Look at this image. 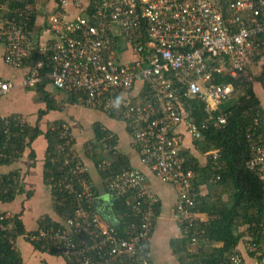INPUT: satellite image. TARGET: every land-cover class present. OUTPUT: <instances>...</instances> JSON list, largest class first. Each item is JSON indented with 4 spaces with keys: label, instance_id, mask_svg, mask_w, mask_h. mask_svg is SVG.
Wrapping results in <instances>:
<instances>
[{
    "label": "built area",
    "instance_id": "1",
    "mask_svg": "<svg viewBox=\"0 0 264 264\" xmlns=\"http://www.w3.org/2000/svg\"><path fill=\"white\" fill-rule=\"evenodd\" d=\"M82 1L60 0L59 9L47 14L50 38L43 44H37L20 22L21 12L9 10L8 2L0 1L3 62L12 69L25 68L19 86L31 88L42 80L43 60L28 62L35 53H46L51 64L47 77L55 88L74 92L80 105L124 119L140 163L161 182L177 186L174 218L184 224L185 234L194 227V173L182 167L181 135L199 141L209 127L225 123L224 116L213 112L233 95L234 87L214 81L218 75L235 78L264 57V0H91L92 22L80 15L88 6H82ZM69 6L79 9V14L71 15ZM141 38L144 42L138 41ZM127 51L131 58L124 60ZM16 87L13 81L0 78V97ZM194 99L204 104L205 115L198 122L189 118L184 107V100ZM22 123L19 115L0 114V158L5 155L2 134L11 124ZM57 131L61 142L54 151L56 160H62L61 176L47 187L66 193L73 211L62 227L17 233L7 236L9 242L15 245L21 235L33 244L53 242L67 264L71 259L78 264H106L124 255L137 264H149L144 242L152 229L157 199L145 184L144 173L127 166L102 177L105 190L132 218L120 232L104 224L94 208V191L86 179V167L74 154L70 127L62 122ZM113 137L110 132L98 140L104 156L118 154ZM248 137L252 146L247 167L264 178L261 134L254 137L249 132ZM93 148L85 144L87 151ZM208 159L214 169L221 168L217 150ZM105 163L104 159L100 165ZM18 176L19 170L11 178L17 185L15 192ZM14 215L0 212L2 233L15 228ZM195 241L192 236L191 242ZM254 255L258 264H264V244ZM228 264L246 261L234 251L228 254Z\"/></svg>",
    "mask_w": 264,
    "mask_h": 264
},
{
    "label": "trees",
    "instance_id": "2",
    "mask_svg": "<svg viewBox=\"0 0 264 264\" xmlns=\"http://www.w3.org/2000/svg\"><path fill=\"white\" fill-rule=\"evenodd\" d=\"M0 1H7L9 10L20 11L21 16L20 18L18 17L20 22L29 30L37 44L42 43L38 38L41 30L47 28V24L43 23L37 26L36 19L40 15V4L43 5L50 0ZM53 1L56 5L54 11H56L59 9L60 0ZM82 6H87V8L83 9L80 15L92 22L90 19L91 0H83ZM138 41L144 42V38ZM36 60H43L42 80L31 88H34L39 99L45 103L47 110L52 107V98L44 89L47 84L51 83L47 77L51 64L46 53H35L28 63H33ZM245 70H247L246 74H244ZM245 70L235 78L227 75L216 76L214 82L231 84L234 87V93L237 92V96L234 97L232 95L229 99L221 102L213 112L214 116H224L225 123L219 127H209L204 132L202 140L193 142L194 148L199 153L205 154L207 158L212 151L217 150L221 168L219 170L214 169L209 159H207L204 166H201L189 150L181 148L179 151L180 155L184 157L182 167L189 168L194 173L192 179L194 206L191 211L194 213H205L208 216L205 221L195 219L193 221L194 227L186 229L185 234L183 232L185 230L184 224L180 225L182 236L179 240L173 241L175 243L173 251L177 254L180 264H228V254L234 252L243 233H246V246L248 245L249 252L254 258H256L254 254L264 244V178L260 177L259 171L247 167L252 146L248 133H253L254 137L261 134L262 143L264 144L262 105L253 89V83L257 82L264 93V67L255 75H252V71L247 66ZM68 96L71 101L77 102L74 92H69ZM184 107L189 112V118L195 122L200 121L205 115L202 101L196 99L184 100ZM44 112V110H41L38 116L44 114ZM110 115L118 116L113 112ZM61 123L60 121L56 122L44 132V137L47 140L43 165V176L46 186L51 185L57 177L61 176L59 169H61L62 160H56L54 151L55 146L61 142L57 131V126H60ZM95 132L97 139L110 133L107 129L103 130L101 126H96ZM40 133L37 125L28 126L25 122L22 124H11L7 133L2 134L1 146L5 155L0 158V166L9 164L13 158L20 157L25 147H28L32 139ZM95 146L97 147L96 144L94 148ZM94 148L90 151L86 150L87 153L98 154L94 151ZM98 155L96 165L101 177L114 174L124 166L123 156L119 154L108 153L107 156H104L99 150ZM106 157H110V162L100 165ZM17 174L18 171L0 174V200L4 202L13 200L15 196L14 189L17 185L13 183L11 178L12 176H17ZM217 176H219L218 179L216 178ZM213 181H215L216 188L225 189L230 187V204L211 198V194L202 196L198 193V187L201 183L212 185ZM91 189L93 190V187ZM50 194L53 198L54 209L59 213L61 219H65L73 211L74 207L70 203V198L66 193L59 192L54 186L50 188ZM157 206L156 203L154 210H157ZM118 210L121 214L123 213V216L116 228L123 232L125 225L132 218L124 215L127 209L120 201L118 202ZM14 220L15 228L13 230L7 231V234L0 231V264H22L20 254L7 237H14L17 233H24L22 222L16 214L14 215ZM39 227H62V224L44 218L40 220ZM192 236L196 238L193 247L191 246L193 244L191 242ZM218 243H220V246H217ZM33 246L37 250L59 255L53 242H46L43 245L40 243L33 244ZM144 251L147 252V241L144 242ZM68 263L78 264L73 259L68 261ZM106 264H137V262L131 261L124 255Z\"/></svg>",
    "mask_w": 264,
    "mask_h": 264
},
{
    "label": "crops",
    "instance_id": "3",
    "mask_svg": "<svg viewBox=\"0 0 264 264\" xmlns=\"http://www.w3.org/2000/svg\"><path fill=\"white\" fill-rule=\"evenodd\" d=\"M54 8L55 3L53 0L43 5L40 4V15L36 19V25L40 26L46 23L47 14L53 12ZM79 12V9H74L72 6H69V13L71 15L75 16ZM42 30L38 39L40 42L46 43L50 38L49 33L47 29ZM3 51L4 46L0 44V78L13 81L17 84V87L10 90L5 96L0 97L1 100L3 99V101H0V114L19 115L28 126L37 125L41 133L32 139L20 157L13 158L9 164L0 166V174L18 170L21 174V176H18V190L15 192L13 200L8 202L0 200V212L8 211L16 214L22 222L23 234L41 228L39 227V222L44 218L50 219L52 222L61 223L63 221L53 207V198L43 176L44 156L47 147L44 132L48 127L60 121L67 123L70 127L74 142V154L81 159L87 169V180L94 191L93 205L95 210L98 212L104 224L117 226L123 216V213L121 214L118 210L119 201L113 193L105 190L102 177L96 165L100 148L98 140L101 137L97 139L95 127L101 126L114 135L117 153L123 156L124 166L122 167L129 166L140 169L144 173L145 184L150 187L152 194L157 199L158 206L157 210H155L152 229L147 240V252L150 264H180L177 254L173 251L174 242L182 236L180 224L174 218L178 188L172 184L161 182L146 166L140 163L137 148L128 132L125 120L119 116H112L102 110L89 108L75 101H71L68 92L55 88L51 83L47 84L44 89L50 98H52V107L46 110L45 103L39 99L34 88H23L19 86L26 69L23 67L12 69L6 66L2 59ZM122 57L124 60H128L131 58V53L128 51L124 52ZM262 59L264 57L255 61L252 65L264 64ZM260 70L261 68H258V70L254 69L252 75H255ZM253 89L261 101L262 130L264 131V93L257 82L253 83ZM31 99L36 102L34 103L35 107L26 108V105L29 103L33 105ZM24 100L29 102L23 104ZM14 101H17L16 105L13 104ZM41 110L45 112L38 116ZM181 136V148L189 150L196 157L199 164L204 166L208 159L207 156L199 153L194 148V141L187 134H182ZM88 142L97 145L94 151L98 154L93 155L87 153L85 144ZM110 160V157H106V164ZM214 182L212 185L201 183L198 187V193L202 196L211 194V198L230 204V187L225 189H221V187L216 188ZM194 217L195 219L204 221L208 219L205 213L200 212H195ZM194 244H191V246L193 247ZM217 246H220V243ZM247 246L246 233H243L234 251L244 258L246 264H258V259L251 256ZM15 249L20 254L22 264H67L60 255L37 250L22 235L16 238Z\"/></svg>",
    "mask_w": 264,
    "mask_h": 264
},
{
    "label": "rangeland",
    "instance_id": "4",
    "mask_svg": "<svg viewBox=\"0 0 264 264\" xmlns=\"http://www.w3.org/2000/svg\"><path fill=\"white\" fill-rule=\"evenodd\" d=\"M262 62L264 63V59H262ZM248 67V69L250 70V71H254V69L255 70H258V68H261V70H262V68L264 67V64H261V65H258V64H251V65H248L247 66ZM247 73V70H245V73L244 74H246ZM233 96L234 97H236L237 96V92H235L234 94H233ZM27 100H29V99H27ZM0 101H3V99L1 100V98H0ZM29 101H25L24 100V102H23V104H26V103H28ZM31 102L33 103V105H31V103H29V104H27L26 105V108H33V106H34V103H36L33 99H31ZM13 104H17V101H14L13 102ZM35 107V106H34Z\"/></svg>",
    "mask_w": 264,
    "mask_h": 264
}]
</instances>
